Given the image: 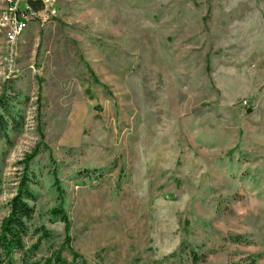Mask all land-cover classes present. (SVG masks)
<instances>
[{
    "label": "rangeland",
    "instance_id": "obj_1",
    "mask_svg": "<svg viewBox=\"0 0 264 264\" xmlns=\"http://www.w3.org/2000/svg\"><path fill=\"white\" fill-rule=\"evenodd\" d=\"M56 2L0 30L13 264H264V0Z\"/></svg>",
    "mask_w": 264,
    "mask_h": 264
},
{
    "label": "trees",
    "instance_id": "obj_2",
    "mask_svg": "<svg viewBox=\"0 0 264 264\" xmlns=\"http://www.w3.org/2000/svg\"><path fill=\"white\" fill-rule=\"evenodd\" d=\"M6 129V122L3 120V116L0 114V135ZM36 152L29 155L26 160H24V171L22 177L17 186V192L15 196L9 201V211L6 217L3 218L0 225V264H13V252L22 248V237L27 231L25 220L30 218L33 209L27 202L30 198L31 193L29 191V176H28V165L29 161L34 157ZM56 189L58 190V195L60 198L63 197L64 192L56 181ZM52 214L60 217L61 221L64 223L65 228H68L67 217L61 208H56L52 211ZM31 264H66V261L59 255H55L46 258L42 261L33 262ZM70 264H76L73 260Z\"/></svg>",
    "mask_w": 264,
    "mask_h": 264
},
{
    "label": "built area",
    "instance_id": "obj_3",
    "mask_svg": "<svg viewBox=\"0 0 264 264\" xmlns=\"http://www.w3.org/2000/svg\"><path fill=\"white\" fill-rule=\"evenodd\" d=\"M56 0H9L5 18L0 20V30L4 31L6 43H12L14 40V30L18 26L19 21H24L26 14L39 15L42 20L44 13L57 14ZM40 6V9H36Z\"/></svg>",
    "mask_w": 264,
    "mask_h": 264
},
{
    "label": "bare ground",
    "instance_id": "obj_4",
    "mask_svg": "<svg viewBox=\"0 0 264 264\" xmlns=\"http://www.w3.org/2000/svg\"><path fill=\"white\" fill-rule=\"evenodd\" d=\"M7 6H9V0H6V10L7 12ZM5 12L3 18H5ZM56 13H44L45 16H55ZM28 18L32 19H38V15L36 14H26V17H24V21H19L18 26H16V30H14V33H17L20 30H23V28L26 26V23L28 21Z\"/></svg>",
    "mask_w": 264,
    "mask_h": 264
}]
</instances>
